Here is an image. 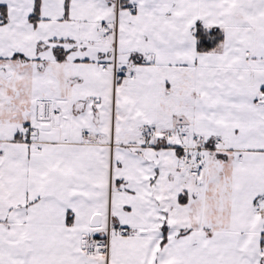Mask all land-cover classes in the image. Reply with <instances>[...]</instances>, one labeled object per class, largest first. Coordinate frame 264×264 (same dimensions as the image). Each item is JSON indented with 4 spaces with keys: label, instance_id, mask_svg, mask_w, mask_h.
<instances>
[{
    "label": "snow or ice",
    "instance_id": "obj_1",
    "mask_svg": "<svg viewBox=\"0 0 264 264\" xmlns=\"http://www.w3.org/2000/svg\"><path fill=\"white\" fill-rule=\"evenodd\" d=\"M0 264H264V0H0Z\"/></svg>",
    "mask_w": 264,
    "mask_h": 264
}]
</instances>
